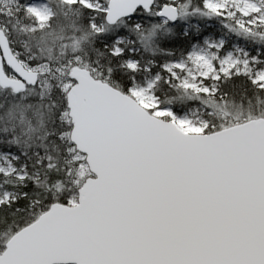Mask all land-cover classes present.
<instances>
[{"label":"snow or ice","instance_id":"1","mask_svg":"<svg viewBox=\"0 0 264 264\" xmlns=\"http://www.w3.org/2000/svg\"><path fill=\"white\" fill-rule=\"evenodd\" d=\"M0 264H264V0H0Z\"/></svg>","mask_w":264,"mask_h":264}]
</instances>
